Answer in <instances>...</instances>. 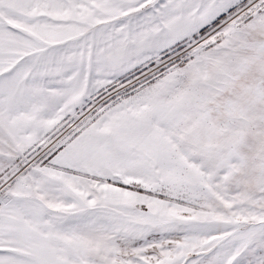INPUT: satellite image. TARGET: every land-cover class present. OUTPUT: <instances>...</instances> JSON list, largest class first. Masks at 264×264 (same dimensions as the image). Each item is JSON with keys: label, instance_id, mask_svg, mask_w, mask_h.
Listing matches in <instances>:
<instances>
[{"label": "snow or ice", "instance_id": "6c2138e0", "mask_svg": "<svg viewBox=\"0 0 264 264\" xmlns=\"http://www.w3.org/2000/svg\"><path fill=\"white\" fill-rule=\"evenodd\" d=\"M0 264H264V0H0Z\"/></svg>", "mask_w": 264, "mask_h": 264}]
</instances>
